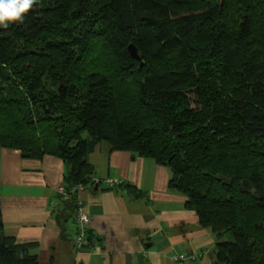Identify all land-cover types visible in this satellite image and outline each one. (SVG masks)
Returning a JSON list of instances; mask_svg holds the SVG:
<instances>
[{"label":"trees","instance_id":"1","mask_svg":"<svg viewBox=\"0 0 264 264\" xmlns=\"http://www.w3.org/2000/svg\"><path fill=\"white\" fill-rule=\"evenodd\" d=\"M101 141L169 169L214 264H264V0H38L0 26V147L63 161L59 222L102 184ZM35 247L0 209V264Z\"/></svg>","mask_w":264,"mask_h":264},{"label":"crops","instance_id":"2","mask_svg":"<svg viewBox=\"0 0 264 264\" xmlns=\"http://www.w3.org/2000/svg\"><path fill=\"white\" fill-rule=\"evenodd\" d=\"M98 190H80L95 239L76 248L74 214L60 222L55 194L65 166L55 156H21L0 147V209L3 230L18 243H35L38 264H174L173 253L207 250L185 264H214L215 234L202 227L186 198L169 191L170 171L154 160L113 150L101 141L88 156ZM105 180L120 181L113 189ZM122 184V185H121Z\"/></svg>","mask_w":264,"mask_h":264},{"label":"built area","instance_id":"3","mask_svg":"<svg viewBox=\"0 0 264 264\" xmlns=\"http://www.w3.org/2000/svg\"><path fill=\"white\" fill-rule=\"evenodd\" d=\"M96 182H98V178H94ZM118 183H121L120 181H114V180H105V185L112 187ZM86 187L83 185H78L76 191L84 190ZM57 192L62 194L64 198L68 197V194H66V190L63 186H59L57 189ZM75 219V226H76V232L74 233L72 237L73 244L76 248H82L91 245V241L88 238V225H89V215L84 207V205L81 202H77V209L76 213L74 215ZM207 253V250H199L193 253H173L171 255V259L174 262V264H185L187 261H195L198 258L202 257L204 254Z\"/></svg>","mask_w":264,"mask_h":264},{"label":"clouds","instance_id":"4","mask_svg":"<svg viewBox=\"0 0 264 264\" xmlns=\"http://www.w3.org/2000/svg\"><path fill=\"white\" fill-rule=\"evenodd\" d=\"M38 0H0V26L8 27L10 23H22L25 14L33 8Z\"/></svg>","mask_w":264,"mask_h":264},{"label":"water","instance_id":"5","mask_svg":"<svg viewBox=\"0 0 264 264\" xmlns=\"http://www.w3.org/2000/svg\"><path fill=\"white\" fill-rule=\"evenodd\" d=\"M128 49H129V52L133 58L139 59V55H138L137 50L133 44H129ZM94 189L96 190L97 186H95Z\"/></svg>","mask_w":264,"mask_h":264}]
</instances>
